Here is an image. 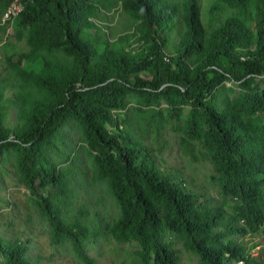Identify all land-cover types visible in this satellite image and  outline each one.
I'll use <instances>...</instances> for the list:
<instances>
[{
	"label": "trees",
	"instance_id": "obj_1",
	"mask_svg": "<svg viewBox=\"0 0 264 264\" xmlns=\"http://www.w3.org/2000/svg\"><path fill=\"white\" fill-rule=\"evenodd\" d=\"M12 1L0 0V30H6L3 17ZM114 4L132 17L133 35L109 37L103 12L111 0H24L23 12L8 21L29 50L5 43L0 155L14 151L20 181L50 222L52 244L70 242L83 264H97L86 249L101 229L93 232L97 225L78 218L68 223L73 201L57 204L40 192L44 178L63 183L46 153L65 142L71 120L83 127L92 178L105 184L120 209L107 233L118 242H137L138 264H180L168 234L203 264H263L242 243L225 240L258 232L264 219V0ZM132 38L138 48L128 50L124 43ZM225 80L244 92L220 109L215 92ZM136 93L167 99L171 118L191 106L186 136L205 145L222 196L238 201L235 217L200 204L180 176L158 168L132 128L124 129L130 126L115 111ZM26 251L23 243L0 236L5 264H34Z\"/></svg>",
	"mask_w": 264,
	"mask_h": 264
},
{
	"label": "rangeland",
	"instance_id": "obj_2",
	"mask_svg": "<svg viewBox=\"0 0 264 264\" xmlns=\"http://www.w3.org/2000/svg\"><path fill=\"white\" fill-rule=\"evenodd\" d=\"M202 1L206 5L209 0ZM111 3L112 6L103 12V23L107 26L109 37L117 40L127 34L133 35L135 24L130 14L123 11L120 5H115V0ZM2 25H6V30H0V64L7 42L29 50L23 41L15 39L12 23L3 21ZM124 44L128 50L138 48L134 38ZM260 87L264 89V81L260 82ZM243 92V87L225 80L215 92V104L220 109H226ZM168 109V101L164 97L136 93L130 95L125 106L115 112L126 119L124 124L130 126H123L124 129L132 128L136 137L147 145L159 169L169 175L180 176L178 180H184L186 189L200 197V204L223 208L226 214L235 217L238 201L222 196L219 175L205 145L186 136L191 106H182L176 118L170 117ZM63 133L65 142L57 148H49L46 153L47 160L56 167L63 183L56 186L48 177L44 178L40 192L57 204L68 199L73 201L74 208L66 211L65 215L68 223L78 218L88 226L97 225L96 228L91 227L93 232L101 229L95 240L87 242L86 249L97 264H138V243L118 242L107 233L106 227L119 217L120 209L105 184L92 178L93 157L87 149L81 123L71 120ZM186 139L188 145L184 141ZM188 149H194V156ZM259 224L258 232L235 234L225 241L242 243L257 261L264 264V219ZM243 225L241 222L238 227ZM51 233L50 222L35 196L19 179L17 155L13 150L4 151L0 155V236L11 242L23 243L26 257L34 264H83L75 256L70 242L52 244ZM165 241L178 251L180 264H203L199 256L189 251L183 241L173 234H168ZM0 264H5L1 255Z\"/></svg>",
	"mask_w": 264,
	"mask_h": 264
},
{
	"label": "built area",
	"instance_id": "obj_3",
	"mask_svg": "<svg viewBox=\"0 0 264 264\" xmlns=\"http://www.w3.org/2000/svg\"><path fill=\"white\" fill-rule=\"evenodd\" d=\"M24 10V0H13L7 8L3 21L16 19Z\"/></svg>",
	"mask_w": 264,
	"mask_h": 264
}]
</instances>
